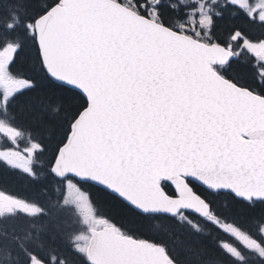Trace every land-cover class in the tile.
Here are the masks:
<instances>
[{
    "label": "snow or ice",
    "instance_id": "1",
    "mask_svg": "<svg viewBox=\"0 0 264 264\" xmlns=\"http://www.w3.org/2000/svg\"><path fill=\"white\" fill-rule=\"evenodd\" d=\"M9 178L0 264H264V0H0Z\"/></svg>",
    "mask_w": 264,
    "mask_h": 264
},
{
    "label": "trees",
    "instance_id": "2",
    "mask_svg": "<svg viewBox=\"0 0 264 264\" xmlns=\"http://www.w3.org/2000/svg\"><path fill=\"white\" fill-rule=\"evenodd\" d=\"M0 190L22 198H30L33 195L32 188L27 182H18L15 178H9L6 184L3 181H0ZM86 190L90 192L92 200L99 212L102 215L107 214L108 206L96 195L95 192H92L90 189Z\"/></svg>",
    "mask_w": 264,
    "mask_h": 264
},
{
    "label": "rangeland",
    "instance_id": "3",
    "mask_svg": "<svg viewBox=\"0 0 264 264\" xmlns=\"http://www.w3.org/2000/svg\"><path fill=\"white\" fill-rule=\"evenodd\" d=\"M84 190H86V189H84ZM87 191V190H86Z\"/></svg>",
    "mask_w": 264,
    "mask_h": 264
}]
</instances>
